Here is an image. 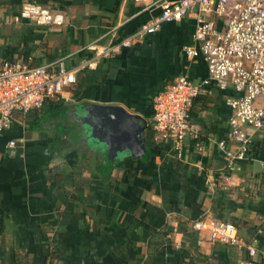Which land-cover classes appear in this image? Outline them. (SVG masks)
<instances>
[{"label": "crops", "instance_id": "1", "mask_svg": "<svg viewBox=\"0 0 264 264\" xmlns=\"http://www.w3.org/2000/svg\"><path fill=\"white\" fill-rule=\"evenodd\" d=\"M156 1L0 0V60L43 66L64 59L69 69L89 63L60 100L16 113L0 139V264L249 260L246 249L212 242L208 231L194 227L200 219L232 222L250 239L264 223V135L254 134L250 159L234 172L210 143L231 140L226 99L233 92L206 89L192 125L207 150L189 139L182 162L159 145L149 161L129 151L113 161L108 145L84 125L82 108L92 104L117 105L149 123L155 97L180 74L196 82L207 77L204 60L185 53L194 40L193 14L110 57L100 55L158 16V8L145 10ZM28 4L63 12L65 25L23 19ZM11 140L14 149L7 147ZM255 246L264 264V236Z\"/></svg>", "mask_w": 264, "mask_h": 264}, {"label": "built area", "instance_id": "2", "mask_svg": "<svg viewBox=\"0 0 264 264\" xmlns=\"http://www.w3.org/2000/svg\"><path fill=\"white\" fill-rule=\"evenodd\" d=\"M134 1L146 3L147 0ZM150 8L160 9V14L100 55L110 57L155 34L164 24L180 22L193 14L194 40L185 53L191 60H204L207 77L196 82L188 73L180 74L155 97L148 127L155 144L182 162L189 139L196 142L200 152L207 150L192 125L195 100L211 86L233 92L226 99L231 110V140L211 139L210 143L221 153L225 170H240V163L250 159L254 134L264 135V0H159L147 5L145 10ZM21 16L37 25L63 27L66 23L63 12L40 5H25ZM87 66L89 63L69 69L64 59L43 66L0 60V139L12 126L16 113L29 114L41 110L48 101L60 100ZM16 146V140L7 143L10 149ZM194 227L197 231H208L212 242L246 249L249 260L242 264H259L255 246L258 238L247 243L234 223L200 219ZM258 234L264 236V223Z\"/></svg>", "mask_w": 264, "mask_h": 264}, {"label": "water", "instance_id": "3", "mask_svg": "<svg viewBox=\"0 0 264 264\" xmlns=\"http://www.w3.org/2000/svg\"><path fill=\"white\" fill-rule=\"evenodd\" d=\"M82 111L90 137H97L108 145L109 159L114 161L126 151L134 159H144L148 150L146 119L117 105L92 104Z\"/></svg>", "mask_w": 264, "mask_h": 264}, {"label": "trees", "instance_id": "4", "mask_svg": "<svg viewBox=\"0 0 264 264\" xmlns=\"http://www.w3.org/2000/svg\"><path fill=\"white\" fill-rule=\"evenodd\" d=\"M202 99V96H200V97H198L196 100H195V102H194V106H193V109L195 108V106H196V104L200 101V100ZM193 109H192V111H193ZM146 143H147V148H148V150H147V153H146V156H145V158L143 159L145 162L146 161H149L151 158H152V156H153V150H154V148L157 146L156 144H155V141H154V139H153V133H152V131H151V128H149V127H147V130H146ZM196 143V142H195ZM177 165L179 166V167H182L183 165H182V163H179V162H177ZM180 168H178V170H179ZM181 175V177H184L185 178V174H180ZM237 226V225H236ZM258 228H255V232H254V234H253V236L250 238V239H244L247 243H250L254 238H260V237H262L261 235H259L258 234ZM162 236V235H161ZM159 238H160V236H159Z\"/></svg>", "mask_w": 264, "mask_h": 264}]
</instances>
